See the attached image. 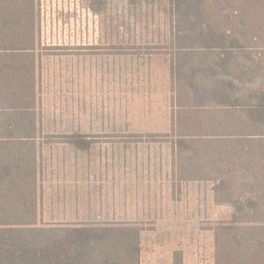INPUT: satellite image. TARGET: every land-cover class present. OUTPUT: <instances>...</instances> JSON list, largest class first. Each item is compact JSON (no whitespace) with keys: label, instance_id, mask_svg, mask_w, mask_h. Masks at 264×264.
<instances>
[{"label":"rangeland","instance_id":"1","mask_svg":"<svg viewBox=\"0 0 264 264\" xmlns=\"http://www.w3.org/2000/svg\"><path fill=\"white\" fill-rule=\"evenodd\" d=\"M38 1L39 225L129 223L141 231V264H173L176 251L184 264H216L218 225L231 221L235 209L219 191L217 147L176 151L170 81L181 74L176 46L183 43L170 30L186 22L174 14L176 0ZM10 2L0 0L5 34ZM207 10L215 24L219 0H207ZM211 42L206 36L184 45ZM69 135L83 136L89 148H77L86 147L81 140L67 143ZM239 170L227 175L237 182Z\"/></svg>","mask_w":264,"mask_h":264},{"label":"trees","instance_id":"2","mask_svg":"<svg viewBox=\"0 0 264 264\" xmlns=\"http://www.w3.org/2000/svg\"><path fill=\"white\" fill-rule=\"evenodd\" d=\"M10 1L4 19L9 34L0 27V41L9 37L8 45L0 44V60L12 62L6 67L0 61V264H141L137 226L38 223L40 3ZM175 5L174 14L186 21L170 30L183 43L176 46L181 74L174 72L170 81L176 86L171 112V124L179 129L176 151H189L193 144L218 148L219 191L235 210L231 221L218 225L216 264H264V219L246 218L264 214V83L258 84L255 75L264 76V0H219L215 24L207 0H176ZM206 36L209 46L184 45L186 39ZM65 138L75 146V140L86 143L79 149L89 148L83 136ZM235 169H240L237 182L227 175ZM173 264H184L180 251Z\"/></svg>","mask_w":264,"mask_h":264},{"label":"crops","instance_id":"3","mask_svg":"<svg viewBox=\"0 0 264 264\" xmlns=\"http://www.w3.org/2000/svg\"><path fill=\"white\" fill-rule=\"evenodd\" d=\"M90 10V9H89ZM91 10H93L92 8H91ZM68 43V42H67ZM42 44V43H41ZM62 45V44H61ZM63 45H69V44H66V43H64ZM171 108H173L172 106H171ZM171 112H172V109L170 110V117H171ZM172 118V117H171Z\"/></svg>","mask_w":264,"mask_h":264}]
</instances>
